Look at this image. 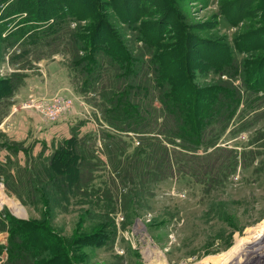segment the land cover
Wrapping results in <instances>:
<instances>
[{
  "label": "trees",
  "instance_id": "obj_1",
  "mask_svg": "<svg viewBox=\"0 0 264 264\" xmlns=\"http://www.w3.org/2000/svg\"><path fill=\"white\" fill-rule=\"evenodd\" d=\"M82 1L0 0V55L8 44L23 36L39 38L49 54L66 42L60 52L71 55L69 67L74 80L79 79L80 90L94 91L101 98L96 106L109 128L99 131L115 179L108 175V183L94 185L93 179L99 176L93 172L103 164L94 152L95 135L74 132L50 156L33 159L28 167L6 174V188L21 196L24 204L43 207V217L73 197L87 199L97 193L94 199L82 203L95 211L93 204L98 207L102 200L101 212L87 210L82 218L95 231L97 242L105 244L113 235L110 214L115 210V181L126 191L122 195L128 219L137 217V208L149 196L146 187L172 176L175 168L185 174L210 176L211 181L235 171L236 151L216 144L240 104L258 111L250 119L243 118L244 114L235 132L249 127L256 116L264 117V70L259 80L256 77L263 54L252 49L256 43L264 44V22L261 30L247 26L235 37V50L247 53L239 58L229 44L191 37L192 23L187 14L178 15L172 0H148L146 6L142 0ZM253 2L229 0L223 14L234 11L240 21L247 17ZM160 5L164 12L151 10ZM153 17L156 19H149ZM70 20H84L85 24L70 28ZM123 23L136 30L132 39L126 37ZM255 31L259 34L254 35ZM25 52L21 50V54ZM40 52L25 55L19 63L23 67L38 60ZM196 71L218 77L212 83L197 85L193 83ZM224 74L228 77L220 78ZM14 78L7 79L11 87L2 95L6 99L21 84L22 79ZM238 78L242 89L254 97L242 100L244 95L234 84ZM130 132L137 135L139 143L126 152L124 137ZM262 133L264 137V131L257 135ZM199 150L204 153L196 154ZM254 153L242 151L240 156L246 163ZM130 203L137 208H131ZM0 231L8 233L6 244H0V252L5 249L7 254L3 264H72V251L82 261L83 252L79 248L68 252L67 240L54 233L48 222L0 213ZM70 242L75 240L71 238Z\"/></svg>",
  "mask_w": 264,
  "mask_h": 264
},
{
  "label": "rangeland",
  "instance_id": "obj_2",
  "mask_svg": "<svg viewBox=\"0 0 264 264\" xmlns=\"http://www.w3.org/2000/svg\"><path fill=\"white\" fill-rule=\"evenodd\" d=\"M142 1L145 6L148 4V0ZM227 1L229 0H172L178 15L187 14L192 23L189 29L191 37L212 41L211 44H229L239 58L246 57L247 53L235 50L234 39L247 26L262 29L264 0H254L250 10L247 9V17L240 21L233 15L234 11L223 14ZM153 8L151 10L154 13L165 10L161 5ZM109 13L113 11L109 9ZM76 24L83 25L85 21H68L70 28ZM244 24L246 26L243 27ZM122 26L126 37L132 39L136 30L126 23ZM258 34L255 31L254 35ZM29 37L23 36L8 44V48L2 50L3 55H0V213L8 212L20 219L48 222L54 233L67 240L65 248L68 252L73 248H79L83 252L82 261L76 258L73 251L72 255L70 253L72 264H264V137L263 133L257 135L258 131H264V117L256 116L249 127L235 132L241 119H250L258 111L245 108L243 103L216 144L236 151L235 171L220 176L219 181H211L210 176L204 178L185 174L175 168L172 176L146 187L149 196L141 201L140 208L129 204L131 208H137L138 215L128 219L124 213L127 207H123L122 195L126 191L115 181L118 186L112 187L115 193V210L110 214L113 235L107 237L105 244L97 242L95 231L88 228L89 223L82 218L87 210L96 214L101 212L102 200L98 207L93 204L95 211L89 208V204L82 203L94 199L97 193L91 194V198L88 196L87 199L73 197L69 203L61 205L63 207H58L43 217V207L24 204L21 196L9 192L6 188V174L28 167L33 159L38 161L40 157L50 156L74 132L95 135L94 152L103 164L93 172L99 176L93 179L94 185L99 186L102 181H107L108 175L115 179L105 153L104 138L99 131L109 128L96 106L97 101L101 100L99 94L91 90H80L79 79L74 80V72L69 67L71 55L60 52L66 42L58 45L57 52L49 54L48 48L39 38L33 36L28 39ZM138 44L141 45L140 41ZM257 44L252 49L263 54L257 67L256 77L259 80L264 70V44ZM22 49L26 50V54H21ZM39 49L42 57L33 59L22 67L19 63L22 57L32 56ZM80 54L84 52L80 51ZM14 76L22 79L21 84L6 99L2 95L8 93L11 87L7 79L15 80ZM217 77L215 73L199 75V71H196L193 83L204 85L212 83ZM227 77L226 74L220 76L222 79ZM234 84L241 89L244 95L242 100H246L247 96L254 97L242 89L239 78ZM30 85L34 86L36 94L31 93L28 97L40 99L49 108L52 105L51 99L56 96L71 98L70 107L52 118L41 111L22 106L28 97L18 102L21 97L16 95L19 89L27 93ZM128 134L124 141L128 143H125L126 152H131L138 146L139 139L132 132ZM248 150L255 153L245 163L240 153ZM203 153L201 150L196 152ZM13 203L18 207L17 211L11 208ZM7 236V231H0L1 245L6 244ZM71 238L75 240L73 244L70 242ZM88 241L91 243L88 244ZM6 257L5 249L1 250L0 264H3Z\"/></svg>",
  "mask_w": 264,
  "mask_h": 264
},
{
  "label": "built area",
  "instance_id": "obj_3",
  "mask_svg": "<svg viewBox=\"0 0 264 264\" xmlns=\"http://www.w3.org/2000/svg\"><path fill=\"white\" fill-rule=\"evenodd\" d=\"M52 105L49 108L45 102L41 101L38 98L33 96H29L23 103L22 106L32 108L38 111L43 112L46 116L49 115L52 118H55L61 113H64L68 110L71 105L72 99L71 98H64L56 96L51 99Z\"/></svg>",
  "mask_w": 264,
  "mask_h": 264
},
{
  "label": "crops",
  "instance_id": "obj_4",
  "mask_svg": "<svg viewBox=\"0 0 264 264\" xmlns=\"http://www.w3.org/2000/svg\"><path fill=\"white\" fill-rule=\"evenodd\" d=\"M31 93L36 94L34 86L30 85L29 88H28V92L27 93H25L24 90L19 89L18 94L16 96L21 97V100H18V102H21V101L25 100L28 97V95L31 94ZM11 115H12V113H11ZM11 115L9 114L8 115L9 117L7 116L8 119L11 118Z\"/></svg>",
  "mask_w": 264,
  "mask_h": 264
},
{
  "label": "bare ground",
  "instance_id": "obj_5",
  "mask_svg": "<svg viewBox=\"0 0 264 264\" xmlns=\"http://www.w3.org/2000/svg\"><path fill=\"white\" fill-rule=\"evenodd\" d=\"M0 204H1V203H0ZM11 208H13V209H14V211H15V210H16V211L18 210V207H16L14 203H13V204H11ZM151 253H152V252H151Z\"/></svg>",
  "mask_w": 264,
  "mask_h": 264
}]
</instances>
